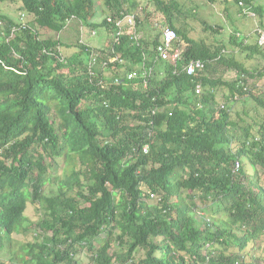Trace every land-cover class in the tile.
<instances>
[{"label":"trees","instance_id":"1","mask_svg":"<svg viewBox=\"0 0 264 264\" xmlns=\"http://www.w3.org/2000/svg\"><path fill=\"white\" fill-rule=\"evenodd\" d=\"M208 3L264 30V0H0V264H264V45Z\"/></svg>","mask_w":264,"mask_h":264},{"label":"rangeland","instance_id":"2","mask_svg":"<svg viewBox=\"0 0 264 264\" xmlns=\"http://www.w3.org/2000/svg\"><path fill=\"white\" fill-rule=\"evenodd\" d=\"M198 1H203V0H198ZM5 8H6V10L8 12L14 10L13 5H10V4H7V6H5ZM200 9H201V7H200ZM203 11H204V14L206 16H209L210 18H212V15L215 16V17L214 16L213 17L216 18V20H220L221 21L220 18H222V22L225 23L224 24L225 28L228 25H231V27H230L231 30L233 28H235V27H238V28H241L242 30H245V31H242L241 33H243V32H251L252 33L253 30H255V29L258 30V22L260 21V18H257L255 16H253L252 13H248V16H244V17L241 18V17H239L237 15L236 9L232 8L231 9L230 19H228V18L224 17L225 14L222 12V6H220L217 3H208V4H206V6L203 8ZM132 17H133V21L136 22L135 15H133ZM224 18H226V19H224ZM263 19H264V17H263ZM96 21H100V19H97ZM151 22L153 24L155 23V24L160 25V22H158L157 19H155V20L152 19ZM194 25L197 26L198 29L201 28V26L199 25V22H194ZM100 29H102V28H100ZM90 30L91 29H89V27H88V29H87V27H83V33L81 34L80 25L78 24L77 20H72V22L67 27H65V29H63L61 31L60 38H61V40L63 42H74L75 43L79 39H82L86 43H88L90 45H93L94 47L101 46L103 41L105 42V35L104 34H98V33L94 34L92 32H91L92 35H90V32H89ZM250 41H253L252 37H250ZM232 76H233V74H227V79H230ZM259 85L261 87H264V78H262L259 81ZM56 190H57L56 185H51V186H48L46 188L45 193L47 195H53V194L56 193ZM41 214H43V212L38 214V215L36 214V212H34V206L33 205H30L28 207V209H27V215H28V217H30V219H32L35 216L33 224H35V223H37L39 221V218H40L39 215H41ZM32 229L35 230L34 227ZM32 236H33L32 231H29V233L27 232L25 235H20L19 234L16 237V239H19L21 237L23 239H26L27 241H31L32 240ZM9 257L10 256L8 254L7 258H9ZM76 258L79 261V264H92L89 261L88 251H87L86 248L82 249L77 254Z\"/></svg>","mask_w":264,"mask_h":264},{"label":"built area","instance_id":"3","mask_svg":"<svg viewBox=\"0 0 264 264\" xmlns=\"http://www.w3.org/2000/svg\"><path fill=\"white\" fill-rule=\"evenodd\" d=\"M132 16L133 15H126L121 20H117L115 22L116 26L119 28H121L122 25L123 26L129 25L131 27H134L136 22L133 21ZM258 32H259L258 43L260 45H264V30L258 29ZM120 33H121V31L118 30L117 36H119ZM137 37L139 38L140 35L138 34ZM176 38H177V35L172 28H170L168 26L163 27L162 32H161L160 43L156 47L158 57H160L163 60H170L172 63H175L176 60H178L180 58L181 49L179 47L174 48L172 46L174 41L176 40ZM116 59H117V57H114V58H111L110 61H114ZM96 60H97L96 56H93L91 58V60L89 62L90 67L95 64ZM107 60L104 63V65L107 63ZM203 67H204V63L202 61L191 60L185 69H186L187 74H193L196 70H201ZM146 74H148V72L144 69V72L142 75H146ZM135 76H136V73H134V72L128 74L129 79L134 78ZM143 83H144V85H146L145 78H144Z\"/></svg>","mask_w":264,"mask_h":264},{"label":"crops","instance_id":"4","mask_svg":"<svg viewBox=\"0 0 264 264\" xmlns=\"http://www.w3.org/2000/svg\"><path fill=\"white\" fill-rule=\"evenodd\" d=\"M104 42V41H103ZM101 45H103V43L101 44ZM254 60L252 59L251 60V63L253 62ZM227 74H234V72H227Z\"/></svg>","mask_w":264,"mask_h":264},{"label":"clouds","instance_id":"5","mask_svg":"<svg viewBox=\"0 0 264 264\" xmlns=\"http://www.w3.org/2000/svg\"><path fill=\"white\" fill-rule=\"evenodd\" d=\"M258 31V30H257Z\"/></svg>","mask_w":264,"mask_h":264}]
</instances>
